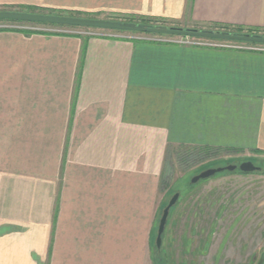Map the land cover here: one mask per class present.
I'll return each instance as SVG.
<instances>
[{
	"label": "crops",
	"instance_id": "crops-1",
	"mask_svg": "<svg viewBox=\"0 0 264 264\" xmlns=\"http://www.w3.org/2000/svg\"><path fill=\"white\" fill-rule=\"evenodd\" d=\"M0 12L264 30V0H0ZM0 26V264H154L169 156L264 159V52Z\"/></svg>",
	"mask_w": 264,
	"mask_h": 264
},
{
	"label": "rangeland",
	"instance_id": "rangeland-1",
	"mask_svg": "<svg viewBox=\"0 0 264 264\" xmlns=\"http://www.w3.org/2000/svg\"><path fill=\"white\" fill-rule=\"evenodd\" d=\"M63 31L71 34L104 33L102 30L84 29ZM248 46L264 48V45L257 44L241 45ZM202 152L180 149L166 159L159 195L160 208L154 219L155 230L165 209L163 206L169 203L175 189L182 196L175 212L169 216L161 259L152 243L153 263L264 264V159L259 156L234 159ZM226 160L252 162L261 171L248 175L223 173L200 181L189 190L193 185L192 179L197 175L193 174L195 171L210 162L226 167ZM209 167L211 169L213 165ZM153 235L152 231V238Z\"/></svg>",
	"mask_w": 264,
	"mask_h": 264
},
{
	"label": "water",
	"instance_id": "water-1",
	"mask_svg": "<svg viewBox=\"0 0 264 264\" xmlns=\"http://www.w3.org/2000/svg\"><path fill=\"white\" fill-rule=\"evenodd\" d=\"M0 21H15V22H27L48 24L55 26H66L73 28L93 29L102 31H116L126 33H138V34H152L163 35L173 37H183L201 40H214L223 42H241L264 45V36H250L246 34L232 35L226 32H211V31H199L194 29H182V28H166V27H154L144 24L113 21V20H99L88 18H75V17H63L53 15H40V14H28V13H15V12H0ZM242 173L251 174L259 172L260 168L254 165L252 162L242 163L240 166L228 165L226 167H219L208 169L201 172L199 175L192 179V184H197L200 181L208 180L215 177L217 174L224 172L233 173L237 170ZM180 194H176L173 199L168 203L163 210V214L159 221L156 237V247L160 249L163 243V235L166 230L168 219L171 209L177 204Z\"/></svg>",
	"mask_w": 264,
	"mask_h": 264
},
{
	"label": "trees",
	"instance_id": "trees-1",
	"mask_svg": "<svg viewBox=\"0 0 264 264\" xmlns=\"http://www.w3.org/2000/svg\"><path fill=\"white\" fill-rule=\"evenodd\" d=\"M75 17H81L77 14V16ZM85 18H89V17H85ZM90 19V18H89ZM107 20H111V19H107ZM113 21H121V22H129V23H137V24H144V25H148V26H154V27H166V28H178V27H175V26H171L170 24H168L167 22L165 21H161V20H151V19H141V20H135L134 18H125V19H122V20H117V19H113ZM0 23H3V24H12V25H15V26H44L46 28H53V29H61V30H77V29H80L82 30L81 28H73V27H66V26H55V25H48V24H38V23H27V22H15V21H0ZM10 29H0V31H8ZM84 30H93V29H84ZM194 30H197V29H194ZM199 31H202V30H199ZM204 31H211V32H226V33H229V34H232V35H240V34H246V35H250V36H264V30H245L243 28H221L219 31L215 30V29H207V30H204ZM27 32V31H25ZM27 33H32L31 31H28ZM33 33H42V32H34ZM120 33H125V32H120ZM135 34H138V33H135ZM148 35H152V34H148ZM153 36H163V35H153ZM170 37H173V36H170ZM195 40H200V39H195ZM205 42H210V43H219V44H222V43H226V44H231V45H234V46H241V45H245V44H249V45H255V44H251V43H241V42H223V41H214V40H203ZM259 45V44H257ZM249 47V46H248ZM227 162V166L228 165H233L237 162H234L232 160H226ZM210 165H213V167H211V169L213 168H219L221 167V164L219 163H212L210 162L208 165L200 168L199 170L195 171L193 174H199L200 172L204 171V170H208L210 169ZM225 174H236V173H239V174H242V175H248V174H245V173H242L240 170H237L236 172H233V173H229V172H224ZM195 174V175H196ZM223 174V173H222ZM224 174V175H225ZM252 174V173H251ZM220 174H217L215 177H218ZM213 177V178H215ZM196 185H192L190 187L189 190H191L192 188H194ZM175 193L178 192L177 189H175ZM168 204H165L163 207L166 208ZM172 211V210H171ZM153 238H152V243H153V246H154V249L157 250L156 248V245H155V240H156V234H157V229L153 230ZM164 238V236H163ZM164 254V252L162 251L161 252V255L159 256L158 255V250H157V257L161 259V256ZM170 259V258H169Z\"/></svg>",
	"mask_w": 264,
	"mask_h": 264
},
{
	"label": "built area",
	"instance_id": "built-area-1",
	"mask_svg": "<svg viewBox=\"0 0 264 264\" xmlns=\"http://www.w3.org/2000/svg\"><path fill=\"white\" fill-rule=\"evenodd\" d=\"M0 29H8V28H3L0 26ZM37 32H42V33H48V34H56V33H64L63 30L61 29H53V28H46L42 27L41 29H38ZM178 40H176L175 43L180 44V45H188V46H207V47H213V48H222V49H238V50H249V51H256V52H264V48H255V47H241V46H234L231 44H226V43H210V42H205L203 40H195L192 38H183V37H177Z\"/></svg>",
	"mask_w": 264,
	"mask_h": 264
},
{
	"label": "flooded vegetation",
	"instance_id": "flooded-vegetation-1",
	"mask_svg": "<svg viewBox=\"0 0 264 264\" xmlns=\"http://www.w3.org/2000/svg\"><path fill=\"white\" fill-rule=\"evenodd\" d=\"M243 163H246V161H244ZM242 164V162H237V163H235V164H233V165H237V166H240ZM254 164V163H253ZM255 165V164H254ZM239 170V169H238ZM205 171V170H204ZM259 171H261V169L259 170ZM203 172V171H202ZM201 173V172H200ZM199 173V174H200ZM199 174H197V175H199ZM196 175V176H197ZM199 183V182H198ZM193 185H195V184H193ZM176 194H180V197H179V200H178V202H177V204L171 209L172 211L170 212V217H171V215H173V213L175 212V209L178 207V205H179V202H180V199H181V196H182V193L181 192H176V193H174L173 195H172V197L170 198V200H169V202L173 199V197L176 195ZM170 219V218H169ZM158 230V229H157ZM156 237H157V234H156ZM155 245H156V240H155ZM162 247L160 248V249H158L157 247V250H158V255L160 256L161 255V252L163 251L164 252V250H163V247H164V242L162 243Z\"/></svg>",
	"mask_w": 264,
	"mask_h": 264
}]
</instances>
